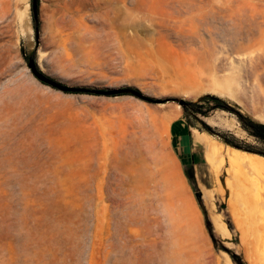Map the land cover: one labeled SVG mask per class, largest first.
<instances>
[{
	"label": "rangeland",
	"instance_id": "374dc122",
	"mask_svg": "<svg viewBox=\"0 0 264 264\" xmlns=\"http://www.w3.org/2000/svg\"><path fill=\"white\" fill-rule=\"evenodd\" d=\"M30 3L0 0V264H228L190 166L208 215L206 191L230 230L215 236L264 264V181L216 159L210 172L191 132L264 142L228 110L202 124L178 102L208 109L201 98L214 95L264 123V0H39L37 32ZM27 55L61 84L143 97L62 91ZM211 76L237 99L199 90Z\"/></svg>",
	"mask_w": 264,
	"mask_h": 264
},
{
	"label": "bare ground",
	"instance_id": "6f19581e",
	"mask_svg": "<svg viewBox=\"0 0 264 264\" xmlns=\"http://www.w3.org/2000/svg\"><path fill=\"white\" fill-rule=\"evenodd\" d=\"M198 89L203 91H210L212 93L225 96L229 99H237V95L232 90L231 85L226 81V79L221 78L220 76H211L204 83L200 84ZM221 122L223 125L226 126L228 130H231L234 133L239 132V130L234 126L232 120L223 119ZM193 141L196 145H200L204 147L205 158L207 162L210 164V169H211L210 172L215 173L216 176H218L217 175L218 167L217 168L214 167L213 163L215 159L218 160L220 164L227 163L230 167L235 166L241 169L245 168L248 172L251 171L252 173H255L256 176L258 175L264 181V156L254 152L238 149L236 147H232L226 144L213 141L209 137V135H207L206 133H200L196 129L193 131ZM246 181H248V179ZM203 197L205 204L209 208V211H211L209 215L213 223L214 230L219 235L223 237H227L228 235H230V230L226 222L223 220L220 212L219 213L214 212L215 210L214 195L206 191ZM236 220L238 219L236 218ZM236 224H239V222H236ZM239 227L241 228V226ZM260 240H261V244L260 247L257 248L258 249L257 252H255L256 253L255 258L264 259V236ZM223 253L226 256V260L228 264H233L229 255L226 252Z\"/></svg>",
	"mask_w": 264,
	"mask_h": 264
},
{
	"label": "trees",
	"instance_id": "16d2710c",
	"mask_svg": "<svg viewBox=\"0 0 264 264\" xmlns=\"http://www.w3.org/2000/svg\"><path fill=\"white\" fill-rule=\"evenodd\" d=\"M30 5H31V11H32L33 26H34L35 31L37 32L38 23H39V19H38L39 0H36V11L35 12L32 9V0H31ZM29 58H34V57H33V55L25 56V59L27 61ZM75 88H76V90L72 91L74 93L103 94L104 91L112 90V89H99V88H90V87H75ZM119 94H122V93H119ZM201 100L210 101V102H213V104L209 105L210 107L208 109H204V106L201 102L184 101L183 111L186 114V118H188V120H189L190 116H193L197 121H199L202 124H205L204 123L205 121L200 119L199 116L200 117L201 116L202 117L208 116V112L212 109L219 108V109L228 110V111L232 112L237 117L238 121L240 122L241 127L244 130H246L255 139L264 142V123L256 121V120L252 119L251 117H249L248 115L243 114L240 111L233 109L232 107H229L228 105H224L222 100L217 96L205 95L201 98ZM224 141L226 143H228L229 145L237 146L242 150H248V151H251V152H254V153H257V154L264 156V151H262V150L255 149V148H252L250 146L239 145V144L235 143L234 140L224 139ZM185 175L188 178V180L190 181L191 188H192L194 194L197 195L196 199H197L199 208H200L202 215H203L204 224H205L206 230H207V232H208V234L212 240L214 247L227 252L234 264H245V262L243 261L242 256L240 254L228 249L227 247H224L222 245V243L219 241V239L215 236L214 231H213L212 222L209 218L207 209H206V207L203 203V200L201 198V192L196 185L192 166H190L185 171ZM229 225H230V223H229Z\"/></svg>",
	"mask_w": 264,
	"mask_h": 264
},
{
	"label": "water",
	"instance_id": "95a60500",
	"mask_svg": "<svg viewBox=\"0 0 264 264\" xmlns=\"http://www.w3.org/2000/svg\"><path fill=\"white\" fill-rule=\"evenodd\" d=\"M32 9L33 11L35 12L36 11V0H32ZM27 65L28 67L30 68V70L32 71V73L42 82L44 83H47V84H50L51 86L55 87V88H58L62 91H65V92H69V91H75L76 88L75 87H70V86H67V85H64V84H61L59 82H57L56 80L44 75L43 73H41L40 71H38V69L36 68V63H35V59L34 58H29L28 61H27ZM119 93H132L134 95H137V96H140V97H143L142 94H140L137 90L135 89H132V88H115V89H112V90H107V91H104V95H118ZM179 104L183 105L184 104V100L180 99L179 101ZM233 147H236L238 149H240L239 147L237 146H233ZM248 151V150H246ZM197 195L195 194V197Z\"/></svg>",
	"mask_w": 264,
	"mask_h": 264
},
{
	"label": "crops",
	"instance_id": "0c3cea01",
	"mask_svg": "<svg viewBox=\"0 0 264 264\" xmlns=\"http://www.w3.org/2000/svg\"><path fill=\"white\" fill-rule=\"evenodd\" d=\"M191 137H192V144L195 146V147H197V145L194 143V141H193V133L191 132Z\"/></svg>",
	"mask_w": 264,
	"mask_h": 264
}]
</instances>
